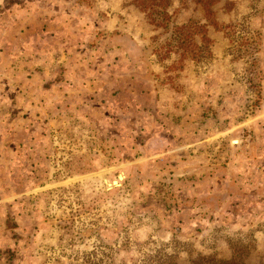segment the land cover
I'll list each match as a JSON object with an SVG mask.
<instances>
[{"label": "rangeland", "instance_id": "1", "mask_svg": "<svg viewBox=\"0 0 264 264\" xmlns=\"http://www.w3.org/2000/svg\"><path fill=\"white\" fill-rule=\"evenodd\" d=\"M169 1L176 25L205 23L210 55L179 60L173 28L131 0H0V264H189L238 249L264 264V0ZM40 14L87 27L91 43L122 22L144 47L131 58L144 51L159 73L143 60L148 83L113 121L94 111L56 131L36 88L3 71L4 44L20 47Z\"/></svg>", "mask_w": 264, "mask_h": 264}, {"label": "crops", "instance_id": "2", "mask_svg": "<svg viewBox=\"0 0 264 264\" xmlns=\"http://www.w3.org/2000/svg\"><path fill=\"white\" fill-rule=\"evenodd\" d=\"M41 15L33 20L35 24L39 22L40 29H25L20 47L4 44L3 52L9 62L3 70L5 73L2 72L11 83L22 76L31 88H36L42 109L39 117L56 131L75 117L90 120L87 114L94 111L102 122L113 121L110 115L117 117L114 112L127 107L121 100L126 91L132 89L136 94V86L141 91L142 85L148 83L147 77L142 75L143 60L148 59L154 73H159L160 68H154L144 51L142 57L131 58L130 50L142 51L144 47L139 37L124 33L127 30L122 22H112L115 26L112 36H102L101 40L91 43L87 27L66 23L58 14L42 18ZM115 37L125 38L127 45L116 44ZM18 50L20 58L15 53ZM153 79L151 91L157 86L155 77ZM150 90L145 93L149 94ZM8 197L1 196V200Z\"/></svg>", "mask_w": 264, "mask_h": 264}, {"label": "trees", "instance_id": "3", "mask_svg": "<svg viewBox=\"0 0 264 264\" xmlns=\"http://www.w3.org/2000/svg\"><path fill=\"white\" fill-rule=\"evenodd\" d=\"M131 3L136 6L140 11L144 12L148 23L152 24L156 29L159 26L166 27L168 30L171 26L173 35L172 44L173 52L179 55V60L190 58L197 61V58L210 55V46L212 39L207 34L205 23H198L197 21L190 20L186 23L176 25L171 20V15L168 13L170 6L169 0H131ZM198 23V24H196ZM217 22H215V25ZM193 26H197L200 30L190 31ZM199 37V40L196 39ZM171 44V43H170ZM187 51V52H186ZM188 51L191 54L188 56ZM169 53L171 50L168 51ZM242 249H238V253ZM233 252L229 259H219L215 255H207L196 253L189 259V264H247L241 260L242 254ZM169 264H177L176 262Z\"/></svg>", "mask_w": 264, "mask_h": 264}]
</instances>
